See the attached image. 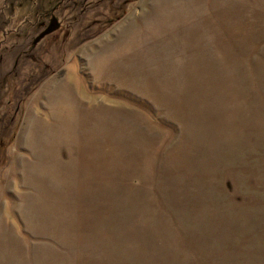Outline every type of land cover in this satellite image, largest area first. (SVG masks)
I'll return each instance as SVG.
<instances>
[{"label":"rangeland","instance_id":"374dc122","mask_svg":"<svg viewBox=\"0 0 264 264\" xmlns=\"http://www.w3.org/2000/svg\"><path fill=\"white\" fill-rule=\"evenodd\" d=\"M0 264H264V0H0Z\"/></svg>","mask_w":264,"mask_h":264},{"label":"water","instance_id":"95a60500","mask_svg":"<svg viewBox=\"0 0 264 264\" xmlns=\"http://www.w3.org/2000/svg\"><path fill=\"white\" fill-rule=\"evenodd\" d=\"M58 26H59V22L57 21V18L53 16L50 19V21L47 24V26L35 37V39L33 40V42L36 43L43 36H45L46 34L52 32L53 30H55Z\"/></svg>","mask_w":264,"mask_h":264},{"label":"flooded vegetation","instance_id":"af4514ba","mask_svg":"<svg viewBox=\"0 0 264 264\" xmlns=\"http://www.w3.org/2000/svg\"><path fill=\"white\" fill-rule=\"evenodd\" d=\"M48 23H49V22H48ZM33 40H34V39H33ZM38 41H39V40H38ZM38 41H37V42H38ZM37 42H36V43H37ZM36 43H34V42L32 41V44H33V45H35Z\"/></svg>","mask_w":264,"mask_h":264}]
</instances>
